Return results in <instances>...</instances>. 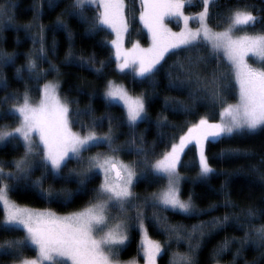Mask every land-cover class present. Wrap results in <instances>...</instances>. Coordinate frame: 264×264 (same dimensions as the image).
Here are the masks:
<instances>
[{
  "label": "snow or ice",
  "instance_id": "snow-or-ice-1",
  "mask_svg": "<svg viewBox=\"0 0 264 264\" xmlns=\"http://www.w3.org/2000/svg\"><path fill=\"white\" fill-rule=\"evenodd\" d=\"M63 2L46 0L49 10H54ZM136 2L131 0L133 5ZM200 2L201 11L186 14V5L191 6L194 0H139L138 19L151 40L147 48L141 47L139 41L134 42L131 48L124 47L125 36L130 31L126 0H68L52 25L53 31L66 34L69 41L66 59L69 61L75 59L71 44L73 32L64 17L87 25L85 32L89 36L110 30L115 38L110 41L105 39L102 44H110L114 49L117 70L124 74L131 73L133 79L141 83H149L153 92L157 74L165 71L167 57L187 53L182 58L178 56L166 74L169 88L187 90L188 98L193 103L165 97L164 110L194 115L195 101L207 100L219 106V119L212 120L207 114L199 115L195 122L186 123V131L182 129L178 136L173 134L167 143L158 133L160 143H165L163 151L159 153L156 152V141L146 146L143 133L139 136L136 134L140 123L152 122L148 111L149 98L144 92L134 94L113 80L105 83L101 98L106 109L113 105L122 107L124 116L118 120L110 111L96 117L91 103L83 109H73L71 105L77 102L61 96L59 82L39 84L48 71L41 69L38 63V60L46 59L43 25H39V32L31 37L33 45H40L39 54L33 58L29 53L26 64L16 67L19 54L0 50V90L9 87L2 70L12 68L18 81H23V74L27 73L28 81L36 82L39 93V101L34 103L31 89L25 82L23 93H9L0 100V104L11 102L5 112H0V120L14 117L17 121L15 126L0 125V150L9 145L13 150L23 148L22 155L11 162L0 161V208L4 214L0 234L23 232L20 238L0 241V256H10L13 264H122L120 251L130 240V232L135 229L141 236L139 248L145 264H156L157 257L171 247L173 239L178 248L187 242V251H174L169 264H197L195 256L202 248L205 236L211 234L204 229L229 224L228 213L223 218L201 221L190 227L182 223L170 224L166 216L159 215L160 211H172L191 217L205 211L196 208L191 194L187 199L183 198L181 181L185 177L181 176L179 169L185 166L182 157L186 155L185 150L189 145L196 148V159L191 164L198 168L195 179L207 181L211 176L220 174L207 154L210 143L264 129V16L254 14L264 12V9H257L247 0H225L223 5L220 0ZM213 8L218 10L215 16L220 20L215 27L210 25ZM221 8L223 11H219ZM43 9V3L35 7L34 20L42 17ZM132 18L135 19L134 14ZM172 18L183 22L179 31H173L168 26ZM13 19L8 5H0V31L12 26ZM192 21L196 22L197 27L191 26ZM257 24H261V31H248ZM31 27L32 24L24 26L26 30ZM56 46L53 39L52 49L55 50ZM201 49L207 55H201ZM249 57H254L259 66L254 67L249 63ZM211 60L217 62L216 67L210 74L202 73L200 66H207ZM221 60L226 61L225 68L221 67ZM80 61L81 67L90 66V70L97 74H102L108 66L104 60L97 61L95 54L87 60L80 57ZM49 70L58 71L51 63ZM233 88L237 98L235 103H230L227 93ZM89 99H95V94ZM105 121L108 131L101 134L97 129L102 128ZM76 124H79L80 131L73 130ZM168 124V117L162 111L157 115L155 127L162 129ZM123 125L130 130V138L123 144H117L114 128ZM93 148H106V151L85 157L84 153ZM125 151L135 154L137 159L125 163L119 155ZM240 151L223 149L217 154V159ZM70 164H75V167H69ZM6 167L12 170L5 171ZM37 171L40 175L33 179ZM98 175L103 178L99 186L92 189L94 195L87 206L68 215H57L50 209L21 207L9 196L10 192L22 187L24 190H34L48 202L68 204L75 197L87 194V185ZM144 181L164 183L157 191L141 198L134 189ZM45 184L48 186L45 187ZM67 184H75V190L56 187ZM145 207L154 210L151 217L145 214ZM215 207L209 206L210 209ZM224 207L235 205L226 198ZM133 211L134 215L130 214ZM257 215L264 216V212L258 214L248 208L246 224L237 223V228L244 230L243 236L225 238L223 241L220 251L228 250L231 243L240 245L233 255L232 264H235L246 245L253 244L257 249L264 247V224L256 226L252 223ZM149 220L154 221L156 227L168 236V241L161 243L149 236L151 225L146 224ZM29 249L35 250V258H26L25 252ZM216 255L214 250L213 258ZM126 264H135V261Z\"/></svg>",
  "mask_w": 264,
  "mask_h": 264
},
{
  "label": "trees",
  "instance_id": "trees-1",
  "mask_svg": "<svg viewBox=\"0 0 264 264\" xmlns=\"http://www.w3.org/2000/svg\"><path fill=\"white\" fill-rule=\"evenodd\" d=\"M68 0H64L59 7L54 10L47 8L46 0H0V5L7 4L9 13L13 16L12 26L4 27L0 31V50L12 53H18L16 59V67L26 64V57L29 53L35 58L39 53L40 45L37 43L33 45L31 37L39 32V25L45 27V49L46 59L39 61L41 69L48 70L43 79L39 81L43 85L48 80H57L60 84V94L63 98L70 101H76L71 105L73 109H83L90 103L94 109V115L99 117L106 111L118 120L124 116V111L120 105H113L110 109H106L104 101L101 96L104 91V85L108 80L114 79L123 82L128 90L134 94L144 92L148 99V111L151 118V123H140L136 128V134L139 136L141 133L144 135L146 146H151L153 141H156V152L163 151L165 143L175 135H179L181 130L186 131L187 122H195L199 115L207 114L210 119L216 120L219 117V106L212 105L207 100L195 101V114L186 115L183 112L174 113L172 111L164 110L165 97L177 98L185 103L192 104L193 102L188 98V91H177L168 86L167 69L170 65L178 59L182 58L187 53H179L178 56L167 57L165 64V71L160 72L156 76V86L153 92L152 86L145 82L141 83L134 80L131 73H120L116 69L115 58L110 44H102L105 39L111 40L113 35L110 30L100 32L98 35L89 36L86 34L85 29L87 25L77 22L76 19L64 17L73 32L71 41L72 52L75 57L74 60L69 61L66 59L69 51V41L63 31H53L52 25L55 23L58 16L63 12ZM221 5L225 0H220ZM249 4H254L257 9H264V0H247ZM41 3L44 4L43 15L39 20H34L35 7ZM129 11L128 17L130 21V31L126 34V43L130 44L134 41H139L142 44L148 42V35L142 24L139 22V0L133 5L131 0H126ZM202 10L200 0H194V3L189 6L186 5V13H196ZM218 10L213 8V18L210 20V25L215 27L220 20L215 16ZM223 11V8L219 9ZM92 13L90 12L89 15ZM133 14L135 19H133ZM254 14L264 16V12H254ZM32 24L33 27L25 29L24 26ZM261 24H257L254 29L249 28V32L261 31ZM53 39L56 41L55 50L52 49ZM95 54L97 61L104 60L107 67L102 74H97L90 70V66L81 67L80 57L87 60L88 57ZM201 55H207V52L201 49ZM195 55V53H193ZM111 58V59H109ZM55 65L58 71L49 70L50 63ZM216 61L211 60L207 66L201 65L200 71L204 74H210L216 67ZM221 67H226V61L221 60ZM96 66H99L98 64ZM3 74L9 83L7 90H0V100H2L9 93L19 91L23 93L25 89V82L31 89V99H36L39 93L36 91L37 84L35 81H28V74L24 73V80L18 81L14 78V69L4 68ZM83 90V94L81 93ZM95 94V99L91 100L89 97ZM236 90L233 88L227 93L228 102L233 103L236 101ZM11 106V102L0 104V112H5ZM168 117L169 124L167 127L157 129L155 127V120L157 115L161 112ZM16 119L8 117L0 120V125L15 126ZM75 130L80 131L79 124L74 126ZM99 133L108 131L107 121H105L102 128H98ZM114 132L118 137L116 143L123 144L125 140L130 138V130L126 125L119 128H114ZM158 133L162 134V139L165 143H160ZM223 149H240V153L231 155L224 159H217V154ZM95 151H106V148H93L90 152L84 153L85 157ZM186 155L182 157L185 166L179 169L181 176L185 177L181 181V188L183 198L187 199L189 194L193 197V203L198 210H205L199 215L186 217L179 213L172 211H160V216H166L170 224L182 223L186 226L199 224L201 221H211L213 218H223L228 213L230 215L229 224L224 227L209 226L204 229L206 233H211L205 236L202 248L198 251L195 259L197 264H232L233 255L240 245L238 243H231L229 249L220 251V247L225 238L231 239L232 237L240 238L244 234V230L237 228V223L246 224L247 216L246 211L248 208L254 209L258 214L264 212V129H258L255 133H244L228 138L218 143H210L208 145L207 154L211 159L212 166L217 170L219 175L211 176L207 181H198L197 177L198 168L191 166L192 162L196 159V148L194 145H189L185 150ZM23 153V148L19 147L13 150L12 146L0 150V161L11 162L14 158H18ZM120 158L125 161L136 160L137 157L133 153L127 151L119 154ZM69 167H75V164H70ZM5 170H12L6 167ZM40 172L37 171L33 175V179L38 177ZM227 181V184L225 182ZM11 183V182H9ZM164 182L148 183L147 181L140 182L135 187L134 191L137 195L145 197L154 191H157ZM99 175L91 183L87 185V194L75 197L71 203H53L42 199L38 193L32 189H21L10 192L11 198L17 203L33 206V207H49L56 212H68L79 209L85 206L94 193L92 189L98 187ZM45 187L48 184L44 185ZM56 187H66L70 190H75V184L56 185ZM230 199L235 207H224L225 199ZM210 205H216L214 209H210ZM153 209L145 207L144 212L148 217L152 216ZM239 218V219H237ZM3 221V211L0 208V222ZM252 223L256 226L264 224V216L254 217ZM150 224L149 236L161 243L168 241V236L159 228L156 227L154 221H146ZM23 236L22 231H15L0 234V241L11 238H20ZM196 241L194 240L193 243ZM171 247L157 257V264H169L171 255L174 251L185 252L187 251V242H183L179 248L175 240L171 242ZM139 231L133 229L130 232V240L126 246L120 251L119 257L124 259L131 256L137 257L142 260L139 248ZM214 250L217 255L213 258ZM36 254L35 250L29 249L25 252L26 257H32ZM264 264V247L257 249L253 244H248L244 247L241 255L236 258L235 264ZM10 256H0V264H12Z\"/></svg>",
  "mask_w": 264,
  "mask_h": 264
},
{
  "label": "rangeland",
  "instance_id": "rangeland-1",
  "mask_svg": "<svg viewBox=\"0 0 264 264\" xmlns=\"http://www.w3.org/2000/svg\"><path fill=\"white\" fill-rule=\"evenodd\" d=\"M186 14H194V13H186ZM191 23V26L192 27H197V24H196V22L195 21H192V22H190ZM168 26L173 30V31H179L182 27H183V22L182 21H178L177 19H175V18H172V19H170L169 21H168ZM146 30V29H145ZM146 33H147V30H146ZM240 34H242V33H237V35H240ZM112 35H113V37H112V39H114L115 38V34L114 33H112ZM147 35H148V42L146 43V44H142V43H140V45H141V47H143V48H147V47H149L150 46V43H151V40H150V36H149V34L147 33ZM134 42H136V41H134ZM133 42V43H134ZM133 43H130V44H127L126 43V36H125V39H124V47L125 48H131V46H132V44ZM112 50H113V56H114V49L112 48ZM115 58V57H114ZM249 63H252L253 64V66L254 67H258L259 66V64H257L256 62H255V58L254 57H249ZM117 69V68H116ZM118 71V70H117ZM119 72V71H118ZM111 80H113V81H115L116 83H119V84H123L125 87H126V85L123 83V82H121V81H117V80H114V79H111ZM49 81H51V82H58L57 80H48V81H46V82H49ZM44 84V83H43ZM127 88V87H126ZM128 89V88H127ZM32 101L35 103V102H38L39 101V96L36 98V99H32ZM233 103H235V102H233ZM219 119V117L216 119V120H218ZM73 130L74 131H78V130H75L74 128H73ZM101 134H103V133H101ZM96 152H98V151H95V152H92V153H90V154H88L87 156H89V155H94ZM99 152H103V151H99ZM22 155V154H21ZM124 162L125 163H128L129 161H125L124 160ZM5 171H8V170H5ZM102 175H99V184H100V182H101V180H102ZM99 184H98V186H99ZM155 192V191H154ZM9 196H10V194H9ZM139 196V195H138ZM139 197H141V198H143L142 196H139ZM10 199L11 200H13L12 198H11V196H10ZM14 201V200H13ZM15 203H17L16 201H14ZM19 206H21V207H27V208H31V209H37V210H46V209H50L51 211H53V212H55L57 215H61V216H63V215H68V214H70V213H72V212H76V211H80V210H82L84 207H86L87 206V204L85 205V206H83V207H81V208H79V209H76V210H72V211H68V212H56L55 210H53L52 208H49V207H33V206H29V205H25V204H21V203H17ZM2 209V208H1ZM144 210V209H143ZM3 211V210H2ZM130 214H132V215H134V211L133 212H131ZM113 215H115V212L113 213ZM3 219H4V214H3ZM154 240V239H153ZM140 241H141V236H140V233H139V244H140ZM140 254H141V256H142V260H139L137 257H134V256H131V257H128V258H124V259H122V258H120L119 257V260L122 262V264H126V262H131V261H135V264H145V260H144V256H143V253L140 251ZM35 256H36V254L34 255V256H32V257H26V258H35ZM13 264V263H12ZM156 264H157V260H156Z\"/></svg>",
  "mask_w": 264,
  "mask_h": 264
}]
</instances>
